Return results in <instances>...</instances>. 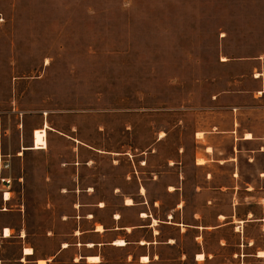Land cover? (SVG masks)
Returning a JSON list of instances; mask_svg holds the SVG:
<instances>
[{"label":"rangeland","instance_id":"374dc122","mask_svg":"<svg viewBox=\"0 0 264 264\" xmlns=\"http://www.w3.org/2000/svg\"><path fill=\"white\" fill-rule=\"evenodd\" d=\"M260 91L264 0H0V152L11 161L0 177L13 182L7 204L0 189V226L22 229L35 256L51 257L80 209L132 225L146 210L123 212V200L141 201L145 187L165 226L156 228L158 264H264V222L195 226L215 224L229 201L221 195L209 213L212 170L196 159L234 113L240 131L264 137ZM220 144L231 151L230 139ZM241 167L264 186V153ZM230 169H216V185ZM181 198L179 231L164 221ZM252 207L264 216L263 205ZM4 246L19 253L17 240ZM106 255L127 264V251ZM53 264H72L70 255Z\"/></svg>","mask_w":264,"mask_h":264},{"label":"crops","instance_id":"0c3cea01","mask_svg":"<svg viewBox=\"0 0 264 264\" xmlns=\"http://www.w3.org/2000/svg\"><path fill=\"white\" fill-rule=\"evenodd\" d=\"M262 94H264V91H262ZM233 115V124H231L229 129H226L225 134L211 138L212 151L209 152V148L205 147L202 152L205 163L197 164L198 158L196 159L198 167L212 170L211 176L213 182L210 189L213 198L209 206L210 208H208L209 213L215 214L216 198L226 195L229 199L225 208L217 213L215 224L195 225L203 229L215 228V230H218L229 225H234L240 231V228L245 229L250 223H260L262 225V222H264V216L255 217V210L252 207L254 205L264 206V186H259L255 182L248 181L244 177L245 173L241 167L242 158H246L249 162L251 161V163L256 165V155L264 153V137L257 136L255 131L251 129L240 131L237 128L239 125L236 126V120H238L237 114L234 113ZM247 133H251L252 138H246ZM225 139H230L232 144L231 151L227 153L220 147L221 141ZM245 144L252 146L245 147ZM225 166H231L225 179L226 183L216 185L215 182L221 181V174L216 172V169L219 171ZM258 179L261 182L264 180V169L259 170ZM143 188L144 191H142ZM171 188H174V186ZM0 189L3 191V185ZM142 189L139 194L142 197L141 201L134 202L131 197H127L133 200L132 204H128L127 198L123 200V212L128 210H146L138 212L132 225L120 222L122 219V215L119 216L120 213L110 215L106 211L103 213L102 208H93L87 212L80 209V212L75 216V228L64 237V241L59 244L51 257L35 256L36 250L27 242V234L22 229L16 230L10 225H1L0 264H53L66 255H70V262L72 264H107L109 259L106 252L109 248L127 251V256L125 257L127 264H158L161 257L156 258L157 255L153 256V250L161 245V232L156 228L161 227L163 221L154 217L152 212L155 209L154 203L151 205L147 201L145 187H142ZM11 193L12 191L8 193L10 197L6 196V200L3 193L2 199L5 204L11 200ZM179 193L180 190L177 187L174 190H170V195H177ZM183 202L184 198H181L179 203L169 211L166 216L167 219L164 221L165 225L179 229V231H181V227L185 224L184 206L183 211L181 210ZM100 206L103 207L104 204L101 203ZM143 214L147 216H143ZM180 215L181 217L183 215V219L181 218V220ZM203 215V211L199 209L195 212L192 220L198 221ZM176 217L177 219H175ZM154 220L158 221L156 225L153 224ZM98 225L102 226V230L98 229ZM162 226L165 227L164 225ZM6 229H9L8 234H6ZM144 232L145 235H142ZM140 235L142 236L139 238L138 236ZM121 239H124L126 244L119 246L116 241ZM15 240L20 244L19 253L12 257L8 254L7 248L4 245L11 244ZM167 243L173 245V242ZM249 245L251 246V243ZM27 249H31V252H27ZM135 250L138 251L137 255L134 254ZM260 251L264 252L263 250ZM143 257H148V261H143Z\"/></svg>","mask_w":264,"mask_h":264},{"label":"bare ground","instance_id":"6f19581e","mask_svg":"<svg viewBox=\"0 0 264 264\" xmlns=\"http://www.w3.org/2000/svg\"><path fill=\"white\" fill-rule=\"evenodd\" d=\"M259 93H262V91H260ZM204 132L203 131H200V132H198V138H204ZM246 138H252V134L251 133H247L246 134V136H245ZM209 151L210 150H212V148L211 147H209V149H208ZM197 164H202V163H205V158L204 157H198V159H197ZM142 191H144V188L142 189ZM6 196H9V194L7 193L6 194ZM10 197V196H9ZM129 201H131V203H129ZM127 203L128 204H132L133 203V200L131 199V198H127ZM143 216H147L146 214H143ZM156 223H157V220H154V223L153 224H155L156 225ZM98 229H100V230H102V226L101 225H98ZM9 233V229H6V234H8ZM117 242V244H119V246L120 245H124V244H126L125 243V241H124V239L122 240H118V241H116ZM115 242V243H116ZM144 242V241H143ZM27 252H31V249H27L26 250ZM259 255L260 256H264V252H262V251H260V253H259ZM198 258L199 259H204L205 258V255L204 254H198ZM97 259V258H96ZM143 259V261H148V257H143L142 258ZM94 260V259H93ZM46 262V261H45Z\"/></svg>","mask_w":264,"mask_h":264},{"label":"built area","instance_id":"2783aa9c","mask_svg":"<svg viewBox=\"0 0 264 264\" xmlns=\"http://www.w3.org/2000/svg\"><path fill=\"white\" fill-rule=\"evenodd\" d=\"M11 166V161L6 155L0 152V171L9 169ZM3 185L4 199L6 200V194L11 192L12 188V178L11 177H0Z\"/></svg>","mask_w":264,"mask_h":264},{"label":"snow or ice","instance_id":"6c2138e0","mask_svg":"<svg viewBox=\"0 0 264 264\" xmlns=\"http://www.w3.org/2000/svg\"><path fill=\"white\" fill-rule=\"evenodd\" d=\"M129 203H131V201H129Z\"/></svg>","mask_w":264,"mask_h":264}]
</instances>
